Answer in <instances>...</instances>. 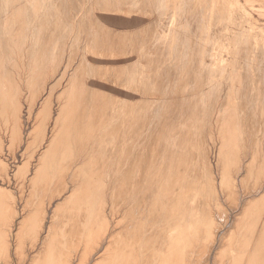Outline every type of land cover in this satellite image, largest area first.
<instances>
[{"label":"bare ground","instance_id":"bare-ground-1","mask_svg":"<svg viewBox=\"0 0 264 264\" xmlns=\"http://www.w3.org/2000/svg\"><path fill=\"white\" fill-rule=\"evenodd\" d=\"M74 2L0 0V264H264V256L258 262L229 250L220 261L216 253L233 221L250 211L257 222L239 235L248 243L264 239V180L241 194L235 218L220 232L202 228V218H208L216 200L217 179L208 161L196 157L203 167L190 162L197 153L184 145L201 131L171 125L182 116L191 117L201 104L209 105V115L203 114L202 122L212 121L220 105L217 95L196 96L194 85L187 84L185 72L176 66L192 62L198 49L185 38L200 31L202 25L191 17L202 5L175 0L174 9L184 11L177 13L180 18L174 13V23L160 25L162 34L147 41L157 48L161 45L156 57L167 54L168 42L178 44L172 60L158 62L160 70L147 77L146 70H135L134 57L125 63L87 55L91 48L127 50L132 37L149 35L157 23L135 32H117L82 14L80 5L73 10L79 13L74 18L62 14L71 13ZM96 2L99 9L118 10L115 13L129 6L127 12L169 14L164 11L165 0ZM89 11L88 5L84 13ZM29 13L47 21L36 22ZM74 23L91 24V31L72 37L70 31L54 30ZM84 48L87 55L82 53ZM55 50L60 53L56 61ZM67 58L82 67L64 70ZM155 61L147 63L153 66ZM37 65L36 73H31ZM109 77L142 90L118 89ZM148 82L170 86V96L151 98L154 94L144 91ZM185 88L186 101L175 99ZM114 107L131 113L142 109V114L109 119ZM242 129L247 131L248 124L243 123ZM30 146L34 164L26 167L17 192L16 170ZM221 162L222 158L215 160L217 165ZM251 169L264 171V165L241 166V170ZM252 203L261 206L253 211L247 207ZM204 231L210 233L207 238ZM260 253L264 254V246L257 243L255 257Z\"/></svg>","mask_w":264,"mask_h":264},{"label":"rangeland","instance_id":"rangeland-1","mask_svg":"<svg viewBox=\"0 0 264 264\" xmlns=\"http://www.w3.org/2000/svg\"><path fill=\"white\" fill-rule=\"evenodd\" d=\"M74 1L71 13L62 14L74 18L79 13H74L73 10L80 5L83 7L82 14L100 21L103 28L106 26L105 28L108 27L110 30H117V32H135L141 27L149 26V23L153 21L157 23L152 27L149 35L143 33L132 37V40H129L130 48L122 52L99 51L97 49L94 51L91 48L92 51L89 50V56L87 55L89 51L85 48L82 49V53L88 58L91 56L99 58L98 56L101 55L100 57L103 59L109 58L125 63L133 61L135 58L137 62L135 70H146L145 76L147 75V77L160 70L162 66L158 62H170L172 60L171 54L175 51L177 42H168L166 44L167 50L165 49L167 54L164 57H156L161 45L157 48V44L155 42L149 43L147 38L156 39L159 37L162 34L160 25L171 26L176 20L174 13L177 15L176 18H180L178 14L180 15L184 11L180 13L174 9V5H177L175 0H165L164 4L167 9L164 11L169 13L166 17H154L155 13H145L143 9H128L127 12L126 8L129 6L121 7L119 13H115L118 10H113L115 12H111L109 9L105 11L107 7H104L105 10L102 7L104 13L99 9L100 5H96L97 0ZM191 3L202 5L196 12L192 13L191 17L192 21L202 25V27L199 32L188 35L185 39L194 43L198 49L193 52L192 62H181L180 65L176 66L185 72L183 75L189 79L187 84L194 85L193 93L196 96L203 94L206 98L210 95H217L220 105L217 111L214 110L212 121L202 122V115L206 114L207 117L209 115V105L207 104L206 108L204 104H201L195 107L196 113L191 117L182 116L171 125L181 124L190 129H198L202 133L194 139L186 141L184 145L197 153L190 161L192 164L203 167L204 163L196 160V157H200L208 161L215 173L217 186L213 195L216 200H213L208 218H202L201 227L204 229L211 227L212 231L220 232L225 223L235 218L233 216L238 204L237 199L241 194L245 190L255 187L254 184L257 182L264 180V171L241 170V166H245V164L252 165V168L255 165H264V0H191ZM88 5L90 11L84 13ZM100 10L103 13H100ZM29 14H31L30 18L36 22L47 21L38 13ZM148 15H152L153 18L146 20ZM49 28L50 25L47 26V29ZM91 28V24L88 23L83 26L74 23L69 27L64 24L57 25L54 30L58 33L70 31L72 37H77L84 32L91 31ZM53 53L56 61L60 53L58 50ZM138 54L141 55L140 58L135 57ZM152 60L159 61H155L152 66V64L147 63ZM63 65L64 70L82 67L79 61L71 62L68 58L64 59ZM37 68H39L38 65L33 66L30 72L36 73ZM46 69L49 72L52 67L49 65ZM202 70H204V74L201 73ZM112 73L114 72L109 74L110 77L114 76ZM110 77L108 78L110 83L114 87H119L118 89L125 88L128 92L142 90L141 87L131 86L129 83L122 84L119 80H111ZM203 80L205 81L202 82ZM110 83L109 85H111ZM144 89L147 93L154 94L151 98L162 99L170 96L169 90L171 88L168 85L165 88L158 87L156 82H148V86ZM29 90L32 100L35 98L34 93L32 88ZM187 90V88L180 90L174 98L186 101L189 92ZM130 99L132 101L133 96ZM131 114L133 117L141 115L142 109L131 113L120 107H114L109 119L117 115L130 117ZM109 119H105V126L108 125ZM243 123L248 124L247 131L242 129ZM244 143L246 144L244 145ZM33 152V146H30L25 158L16 170L17 192L20 190V182L23 181L24 175L27 173L26 167L30 163L34 164V161H30ZM218 158H222V162L217 165L215 160ZM202 191L203 188L198 189V192L202 193ZM257 206L261 205L259 203L247 205L253 211ZM249 214L237 217L236 221H233L229 227V231L223 234V246L216 251L217 255L220 256L218 260L224 261V256L229 253V250L246 254L249 259L258 262L263 260V253L255 257V249L257 243L264 246V239L248 243V239L239 235L242 229L252 227L257 222L251 211ZM83 224L85 225V222ZM203 233H205L206 238L210 235L205 231ZM96 235L97 225H95L93 241H95ZM237 239L241 242H237Z\"/></svg>","mask_w":264,"mask_h":264}]
</instances>
